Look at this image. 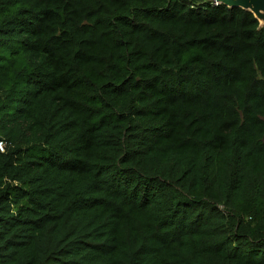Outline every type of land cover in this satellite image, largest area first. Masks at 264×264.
I'll return each instance as SVG.
<instances>
[{"label":"trees","instance_id":"1","mask_svg":"<svg viewBox=\"0 0 264 264\" xmlns=\"http://www.w3.org/2000/svg\"><path fill=\"white\" fill-rule=\"evenodd\" d=\"M0 264H264V25L215 0H0Z\"/></svg>","mask_w":264,"mask_h":264},{"label":"water","instance_id":"2","mask_svg":"<svg viewBox=\"0 0 264 264\" xmlns=\"http://www.w3.org/2000/svg\"><path fill=\"white\" fill-rule=\"evenodd\" d=\"M216 3H224L230 7L239 6L251 10L261 25H264V0H215Z\"/></svg>","mask_w":264,"mask_h":264},{"label":"built area","instance_id":"3","mask_svg":"<svg viewBox=\"0 0 264 264\" xmlns=\"http://www.w3.org/2000/svg\"><path fill=\"white\" fill-rule=\"evenodd\" d=\"M0 149L4 150L5 149V142L0 140Z\"/></svg>","mask_w":264,"mask_h":264}]
</instances>
